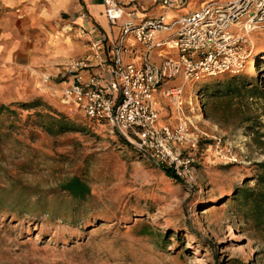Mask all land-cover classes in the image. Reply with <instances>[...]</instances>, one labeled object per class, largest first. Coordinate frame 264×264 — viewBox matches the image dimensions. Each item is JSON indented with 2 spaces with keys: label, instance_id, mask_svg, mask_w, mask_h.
<instances>
[{
  "label": "rangeland",
  "instance_id": "374dc122",
  "mask_svg": "<svg viewBox=\"0 0 264 264\" xmlns=\"http://www.w3.org/2000/svg\"><path fill=\"white\" fill-rule=\"evenodd\" d=\"M205 1L188 0L181 12ZM252 38L263 55L264 34ZM262 69L244 70L258 79L260 93L230 104L197 95L199 83L186 86L185 98L196 103L188 114L193 130L205 134L183 150L192 187L165 176L123 136L70 113L47 90L15 95L0 83V264H264V225L247 222L233 198L256 187V165L264 163L254 134L264 133ZM36 97L45 105L25 109ZM52 110L79 130L48 132ZM228 151L236 162L224 159ZM73 177L89 188L83 200L61 190Z\"/></svg>",
  "mask_w": 264,
  "mask_h": 264
},
{
  "label": "built area",
  "instance_id": "2783aa9c",
  "mask_svg": "<svg viewBox=\"0 0 264 264\" xmlns=\"http://www.w3.org/2000/svg\"><path fill=\"white\" fill-rule=\"evenodd\" d=\"M101 2L112 29L109 39H93L89 55L55 75L41 74L40 87L70 113L123 136L143 158L192 187L195 177L183 150L195 148L205 134L193 130L188 114L196 103L185 98L184 89L248 67L252 37L264 34V0H208L171 20L168 14L185 9L188 0H156L158 15L145 19L118 0ZM176 80L181 83L169 85ZM159 99L168 104L175 125L160 122ZM224 159L237 161L231 151Z\"/></svg>",
  "mask_w": 264,
  "mask_h": 264
},
{
  "label": "crops",
  "instance_id": "0c3cea01",
  "mask_svg": "<svg viewBox=\"0 0 264 264\" xmlns=\"http://www.w3.org/2000/svg\"><path fill=\"white\" fill-rule=\"evenodd\" d=\"M228 1L231 0L224 2ZM118 2L135 10L142 19L159 13L156 0ZM181 11H171L169 20L185 13ZM111 32L101 0H0V83L13 88L15 95L38 88L32 94L44 96L38 76L55 75L70 61L86 57L90 42L97 37L109 39ZM153 61L158 59L154 57ZM180 83L176 80L169 85ZM157 110L161 123L175 125V117L164 100L159 99Z\"/></svg>",
  "mask_w": 264,
  "mask_h": 264
},
{
  "label": "trees",
  "instance_id": "16d2710c",
  "mask_svg": "<svg viewBox=\"0 0 264 264\" xmlns=\"http://www.w3.org/2000/svg\"><path fill=\"white\" fill-rule=\"evenodd\" d=\"M254 48L252 53L253 58H263L259 60L256 67L261 64L264 71V54L256 55V41L253 40ZM200 84L201 88L196 90L197 95L207 96V98L222 99L225 98L230 102L234 96H243V94H252L253 96L260 93L258 79L251 75H247L242 71L238 74H223L216 77L205 78L198 81L196 84ZM45 101L42 97H36L31 103H23L25 109H33L39 106H44ZM6 109L4 106H0V111ZM50 110V108H48ZM55 117L52 115H45L52 120L48 125H44L48 132L64 133L78 131V125L69 120L63 112L52 110ZM258 127V126H257ZM256 141L259 145L264 144V133L256 131L254 133ZM121 136V135H120ZM122 137V136H121ZM124 138V137H123ZM258 173L256 175V187L240 189L233 193V198L236 200L238 207L243 210V217L248 222H252L256 226L264 225V163L256 165ZM165 176L176 181L178 184H182L174 173L169 170H163ZM63 192L68 193L75 199H85L90 191L88 186L83 183L78 177H73L61 186Z\"/></svg>",
  "mask_w": 264,
  "mask_h": 264
},
{
  "label": "bare ground",
  "instance_id": "6f19581e",
  "mask_svg": "<svg viewBox=\"0 0 264 264\" xmlns=\"http://www.w3.org/2000/svg\"><path fill=\"white\" fill-rule=\"evenodd\" d=\"M168 16H169V14H168ZM261 59H263V58H259V57H257V58H253V59L249 62V64H248V69H249L250 71H255L256 64H257V62H258L259 60H261Z\"/></svg>",
  "mask_w": 264,
  "mask_h": 264
}]
</instances>
